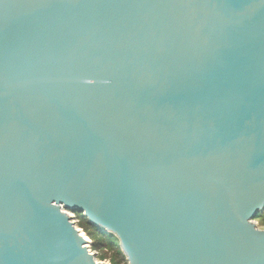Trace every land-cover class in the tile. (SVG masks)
Returning <instances> with one entry per match:
<instances>
[{
	"label": "water",
	"instance_id": "95a60500",
	"mask_svg": "<svg viewBox=\"0 0 264 264\" xmlns=\"http://www.w3.org/2000/svg\"><path fill=\"white\" fill-rule=\"evenodd\" d=\"M78 214L127 264H264V0H0V264H109Z\"/></svg>",
	"mask_w": 264,
	"mask_h": 264
},
{
	"label": "trees",
	"instance_id": "16d2710c",
	"mask_svg": "<svg viewBox=\"0 0 264 264\" xmlns=\"http://www.w3.org/2000/svg\"><path fill=\"white\" fill-rule=\"evenodd\" d=\"M77 218L78 227L89 236L92 242V250L98 253V261L108 260L110 264H127L126 257L119 248V241L116 237L91 226L87 218L80 214L77 215Z\"/></svg>",
	"mask_w": 264,
	"mask_h": 264
},
{
	"label": "rangeland",
	"instance_id": "374dc122",
	"mask_svg": "<svg viewBox=\"0 0 264 264\" xmlns=\"http://www.w3.org/2000/svg\"><path fill=\"white\" fill-rule=\"evenodd\" d=\"M71 215H73L72 213H71ZM78 220V219H77ZM256 221V224L258 225V227L260 228V229H263L264 230V215L261 217V218H258V219H256L255 220ZM79 228V227H78ZM80 229V228H79ZM81 231H82V233L83 234H85L84 232H83V230L82 229H80ZM85 236H87L88 238H89V236L87 235V234H85ZM90 239V238H89ZM91 240V239H90ZM90 249L92 250V244H90ZM93 251V250H92ZM94 253H96V254H98L97 253V251H93ZM105 262H107V263H109V261L108 260H106ZM110 264V263H109Z\"/></svg>",
	"mask_w": 264,
	"mask_h": 264
}]
</instances>
